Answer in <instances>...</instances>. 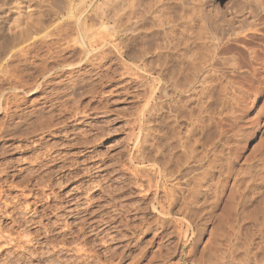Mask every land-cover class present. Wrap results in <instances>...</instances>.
Segmentation results:
<instances>
[{"label": "rangeland", "instance_id": "374dc122", "mask_svg": "<svg viewBox=\"0 0 264 264\" xmlns=\"http://www.w3.org/2000/svg\"><path fill=\"white\" fill-rule=\"evenodd\" d=\"M214 5L234 21L246 17L249 25L245 22L242 29L237 27L243 30L237 49L220 53L213 63L207 60L206 69L202 71L198 68L203 64L196 61L199 66L195 65L193 73L184 45L188 33L203 37L208 30L217 38L213 41L215 44L232 43L223 20L213 27L203 18L208 7L214 8ZM263 16L264 0H0L1 27L8 28L18 19L21 24L34 22V28L40 29L37 35L15 45L16 48L38 45L37 53L33 51L26 58L29 68L21 67L18 71L27 86L31 82L32 86L43 82L42 77H35L38 72L30 68L32 64L37 67L38 63L42 65L58 54L61 59L72 55L67 62L73 64L47 79L43 84H48L41 91L29 94L32 86L26 85L18 90L21 104L19 110H15L17 116L7 117L0 111V127L16 125L24 130L0 140V169L6 167L4 172L0 170V258L3 260L6 256L3 261L0 259V264H85L93 259L90 264L100 261L99 264H191L190 257H200L213 243L227 253L233 251V256L239 257L242 264H264ZM78 17L82 19L81 30ZM52 30L60 33L61 38L52 35ZM49 31L51 36L46 39L54 45L51 44V51L47 53L45 45L38 42ZM79 39L86 42L89 54L77 43ZM214 43L207 47L209 52ZM73 46L75 51H68ZM60 57L48 63V67L57 68L62 62ZM254 68L258 74L254 73ZM46 147H53V153H60L64 159L60 163L64 164L65 171L51 174L53 185L57 187H50L51 192L43 187H24L31 159L45 152ZM154 187L173 188L177 195L183 192L182 198L170 206L169 218L173 221L169 224L160 221L166 214L150 204L156 196ZM162 192L157 191V195L165 199ZM54 194L61 196L62 201H49L44 197ZM73 196L75 211H71ZM62 203L66 204L61 205L63 210L49 212L55 209L52 204ZM54 215L59 216L58 219ZM63 222L71 223L70 231H66L68 240L60 235L65 228ZM44 224H50L54 230L51 236L56 238L54 245L34 244V237L44 240L41 239ZM81 226L83 230H79ZM101 228L107 230L96 233ZM19 236L20 246L16 248L12 240ZM82 236H90L92 241L84 244ZM28 238L32 241L25 243L27 248H24ZM60 239H63L61 245L65 244L62 249L58 245ZM210 240H214L213 243ZM55 245L57 248L53 247ZM204 246L207 249H203ZM59 249L60 260L51 255V250ZM246 251H249L247 256ZM98 254L101 256L97 257Z\"/></svg>", "mask_w": 264, "mask_h": 264}, {"label": "bare ground", "instance_id": "6f19581e", "mask_svg": "<svg viewBox=\"0 0 264 264\" xmlns=\"http://www.w3.org/2000/svg\"><path fill=\"white\" fill-rule=\"evenodd\" d=\"M112 1V0H111ZM114 1V0H113ZM119 1V0H118ZM124 1V0H123ZM134 1V0H133ZM244 1V0H243ZM258 1V0H257ZM47 2V1H46ZM109 2V1H108ZM145 2V1H144ZM193 2V1H192ZM246 2V1H245ZM72 3V2H71ZM77 3V2H76ZM104 3V2H103ZM119 3V2H118ZM133 3V2H132ZM142 3H143V1H142ZM197 3V2H196ZM227 3H228V1H227ZM233 3V2H232ZM256 3H258V2H256ZM259 3H261V2H259ZM70 4V3H69ZM113 4V3H112ZM111 4V5H112ZM122 4V3H121ZM124 4V3H123ZM145 4V3H144ZM183 4V3H182ZM235 4V3H234ZM240 4H241V2H240ZM48 5V4H47ZM46 5V6H47ZM75 5V4H74ZM248 5V4H247ZM261 5V4H260ZM19 6V5H18ZM77 6V5H76ZM130 6V5H129ZM134 6V5H133ZM159 6V5H158ZM167 6V5H166ZM169 6V5H168ZM241 6V5H240ZM253 6V5H252ZM53 7H54V5H53ZM115 7V6H114ZM123 7V6H122ZM136 7V6H135ZM190 7V6H189ZM196 7V6H195ZM11 8V7H10ZM80 8V7H79ZM117 8V7H116ZM125 9H126V7H124ZM124 8H123V10H124ZM133 8V7H132ZM138 8V7H137ZM148 8V7H147ZM176 8V7H175ZM209 9L211 8V6L210 7H208ZM227 8H228V6H227ZM255 8V7H254ZM37 9H39V8H37ZM109 9V8H108ZM178 9V8H177ZM200 9H202V8H200ZM205 9V8H204ZM207 9V8H206ZM209 9H207L208 11H206V12H208L207 14H203V18L205 19V21L206 20H208V21H210V23H211V26H213V27H215V25H217V24H220V22H225L226 23V25L228 26L227 27V37H228V39H229V37H231L230 39H231V41H232V43H230V44H222V42H218V43H214L213 41L215 40V39H217L213 34H212V32L211 31H208V30H206V34L203 36V37H201V35L199 36V37H194V36H192V35H190L189 33H188V37H187V39L185 40V42H184V45H186V53H187V55H186V57H188V63H189V66H190V68H191V70H193L192 72L194 73V71H195V69H196V67H195V65H197V64H195V62L196 61H199V63L202 65L200 68H198V70L199 71H202L204 68L206 69V67L204 66V64H205V62L207 61V60H212V63L213 62H215L214 60L217 58L216 56H218L220 53H224L225 51L227 52H229V51H231V50H233V49H237L238 48V46H239V44H240V42H241V39L243 38H241V36H239L240 35V33H242V31L243 30H237V27L239 26L240 28L242 27V26H244L245 25V22H247L246 23V25H249V22H248V19L246 20V17L244 18V17H242V18H240V20L239 19H235V21H234V19H233V17L232 18H230L229 16L228 17H226V14L225 13H222V12H220L219 10H216L217 9V7H215V5H214V8L212 7L210 10ZM102 10V9H101ZM113 10H115V9H113ZM121 10V9H120ZM137 10V9H136ZM165 10V9H164ZM186 10V9H185ZM36 11H38V10H36ZM51 11V10H50ZM95 11V10H94ZM202 11V10H201ZM246 11V10H245ZM244 11V12H245ZM5 12V11H4ZM44 12V11H43ZM48 12V11H47ZM135 12V11H134ZM143 12H144V10H143ZM147 12V11H146ZM185 12V11H184ZM195 12H196V10H195ZM235 12V11H234ZM42 13V12H41ZM49 13V12H48ZM54 13V12H53ZM79 13V12H78ZM94 13V12H93ZM232 13V12H231ZM239 13V12H238ZM243 13V12H242ZM246 14H247V12H245ZM20 14H22V13H20ZM28 14V13H27ZM26 14V15H27ZM75 14V13H74ZM121 14V13H120ZM144 14V13H143ZM150 14V13H149ZM157 14V13H156ZM240 14V13H239ZM102 15V14H101ZM233 15V14H232ZM238 15V14H237ZM20 16V15H19ZM44 16V15H43ZM76 16V15H75ZM133 16V15H132ZM135 16V15H134ZM185 16V15H184ZM109 17V16H108ZM111 17V16H110ZM128 17V16H127ZM139 17H141V16H139ZM264 17V16H263ZM101 18V17H100ZM171 18V17H170ZM176 18V17H175ZM180 18V17H179ZM239 18V17H238ZM244 18V19H243ZM28 19V18H27ZM150 19V18H149ZM169 19V18H168ZM256 19V18H255ZM261 19H262V17H261ZM13 20V19H12ZM21 20V19H20ZM23 20V19H22ZM25 20H26V18H25ZM133 20V19H132ZM144 20V19H143ZM223 20V21H222ZM16 22H15V24L13 23V25L12 26H9L8 28L6 27V28H3V27H1V24H0V74H1V77H0V111H2L3 113H4V115L5 116H7V117H11V118H13L14 116H17V113H16V111L15 110H19V107H20V100L17 98V95H18V90H19V92L23 89V87L26 85L25 83H24V78H22V76L21 75H19L18 74V71H20L21 70V67H25V68H29L28 66L30 65H28L27 63H26V58H27V56L28 55H30L31 54V52H33L34 51V54H35V52H36V50H35V47H37V46H35V45H32L31 47H29L28 45L26 46V44H25V46H22V47H18V48H16L17 46H15L16 45V43H22L21 41H24V40H26V39H29L30 37H32V35L34 34H36L37 35V33H39V28H34V22H26L25 21V23L24 24H21V23H19V20L17 19V20H15ZM70 21V20H69ZM149 21V20H148ZM180 21V20H179ZM189 21V20H188ZM191 21V20H190ZM251 21V20H250ZM260 21V20H259ZM21 22V21H20ZM24 22V21H23ZM39 22H40V20H39ZM118 22H119V20H118ZM160 22V21H159ZM244 23V24H241V23ZM52 23V22H51ZM153 23V22H152ZM164 23V22H163ZM193 23V22H192ZM78 24H79V30H81V28H82V26H81V24H82V19L81 20H79V17H78ZM108 24V23H107ZM238 24H240V25H238ZM257 24V23H256ZM8 25H10V24H8ZM42 25H44V24H42ZM83 25V24H82ZM210 25V24H209ZM253 25V24H252ZM66 26V25H65ZM73 26V25H72ZM116 26V25H115ZM119 26V25H118ZM172 26H173V24H172ZM187 26V25H186ZM49 27V26H48ZM106 27V26H105ZM59 28V27H58ZM65 28H67V27H65ZM74 28V27H73ZM89 28V27H88ZM100 28V27H99ZM44 29V28H43ZM75 29V28H74ZM101 29V28H100ZM124 29V28H123ZM171 29V28H170ZM174 29V28H173ZM185 29V28H184ZM191 29V28H190ZM211 29V28H210ZM242 29V28H241ZM55 30H57V29H55ZM55 30H52L53 32L55 31ZM83 30V29H82ZM85 30V29H84ZM83 30V31H84ZM90 30V29H89ZM148 30V29H147ZM154 30V29H153ZM200 30V29H199ZM61 31V30H60ZM66 31V30H65ZM70 31H72V30H70ZM126 31H128V29L126 30ZM180 31V30H179ZM192 31H193V29H192ZM246 31V30H245ZM51 31H49L48 33L46 32L45 33V35H43V36H41L40 37V42H38L40 45H45V50H46V52L48 53V52H50L51 50H50V47H52L53 45H54V43L52 44V42H51V40H50V42H49V39H46V36H48L49 35V33H50ZM57 32V31H56ZM56 32H54L52 35H54ZM62 32V31H61ZM64 32V31H63ZM200 32H202V31H200ZM199 32V33H200ZM256 32V31H255ZM52 33V32H51ZM50 33V34H51ZM103 33V32H102ZM105 33V32H104ZM169 33V32H168ZM183 33V32H182ZM204 33H205V31H204ZM58 34H60V33H57V34H55V36H58V37H60L61 38V36L60 35H58ZM65 34V33H64ZM91 34V33H90ZM157 34V33H156ZM173 34V33H172ZM175 34V33H174ZM202 34V33H201ZM74 35H75V33H74ZM153 35V34H152ZM160 35V34H159ZM176 35V34H175ZM246 35V34H245ZM49 36H51V35H49ZM48 36V37H49ZM64 36V35H63ZM195 36H197V34L195 35ZM248 36V35H247ZM252 36V35H251ZM65 37H67V36H65ZM73 37V36H72ZM71 37V38H72ZM158 37V36H157ZM181 37V36H180ZM39 38V37H38ZM57 38V37H56ZM141 38V37H140ZM165 38V37H164ZM63 39V38H62ZM73 40L75 39V38H72ZM71 39V40H72ZM91 39V38H90ZM103 39V38H102ZM171 39V38H170ZM173 39V38H172ZM183 39V38H182ZM208 39V40H207ZM64 40V39H63ZM127 40V39H126ZM165 40V39H164ZM181 40V39H180ZM200 41V42H197V41ZM27 41V40H26ZM76 41V40H75ZM88 41V40H87ZM91 41H92V39H91ZM100 41V40H99ZM218 41H219V38H218ZM31 42V41H30ZM54 42H55V40H54ZM56 42H57V40H56ZM119 42V41H118ZM175 42V41H174ZM246 42V41H245ZM252 42V41H251ZM61 43V42H60ZM70 43V42H69ZM73 43V42H72ZM78 44H80L81 46H83L86 50L84 51L86 54H89L88 53V51L89 50H87V48H88V45L86 44V42H84V41H82V40H78V42H77ZM89 43V42H88ZM91 43V42H90ZM211 43L213 44H215L214 45V48H212L213 47V45H212V49H210V52H209V48H210V46H211ZM253 43V42H252ZM33 44V43H32ZM51 44H52V46H51ZM57 44V43H56ZM55 44V45H56ZM71 44V43H70ZM125 44V43H124ZM148 44V43H147ZM151 44V43H150ZM158 44V43H157ZM97 45V44H96ZM156 45V44H155ZM183 45V44H182ZM41 46V47H42ZM60 46H62V45H60ZM209 46V48L207 49V47ZM15 47V48H14ZM241 47V46H240ZM54 48V47H53ZM198 48V49H197ZM39 49H40V47H39ZM42 49V48H41ZM75 46H73V47H71L68 51H75ZM78 49V48H77ZM38 50V49H37ZM84 50V49H83ZM155 50V49H154ZM253 50V49H252ZM54 51V50H53ZM77 52V51H76ZM93 52V51H92ZM129 52V51H128ZM128 52H127V55H128ZM209 52V53H208ZM225 52V53H226ZM37 53V52H36ZM54 53V52H53ZM57 53V52H56ZM224 53V54H225ZM237 53V52H236ZM258 53V52H257ZM78 54V53H77ZM103 54V53H102ZM142 54V53H141ZM169 54V53H168ZM243 54V53H242ZM246 54V53H245ZM259 54V53H258ZM38 55H39V53H38ZM51 55H52V53H51ZM50 55V56H51ZM69 55V54H68ZM74 55V54H73ZM93 55V54H92ZM95 55V54H94ZM130 55V54H129ZM221 55V54H220ZM35 56V55H34ZM54 56V57H53ZM53 56H51L50 58V60H46L45 61V63H43L42 65L41 64H39L38 63V65L39 66H30V68H32V67H34L33 69H35V72L37 71L38 72V75L37 76H35L36 78L38 77H42L43 78V82H41L40 84H38V83H34V85L32 86V82H31V84H30V86H32V87H30L29 86V84H28V82H27V80H26V83L28 84V86L30 87V89L31 90H29L28 91V93L29 94H32V93H36V92H38V91H41L42 89H43V86L45 85V84H43V83H45V81L47 80V79H49V78H51V77H54V76H56L57 75V72L58 71H61V72H64L66 69H69L71 66H73V64L72 63H69V62H67V60L69 59V56H67V57H64L63 59H61V57L59 56V54L57 55L58 57H60V59H61V64H58L57 66V68H49L48 67V63H51V62H55L54 61V59H58L57 58V56H55V55H53ZM72 56V55H71ZM70 56V57H71ZM131 56V55H130ZM232 56V55H231ZM243 56V55H242ZM264 56V55H263ZM94 57V56H93ZM160 57V56H159ZM222 57V56H221ZM39 58H41V57H39ZM239 58V57H238ZM247 58V57H246ZM255 58V57H254ZM261 58V57H260ZM74 59V58H73ZM100 59H103V58H100ZM250 59V58H249ZM263 59V58H262ZM85 60V59H84ZM88 60V59H87ZM217 60V59H216ZM231 60V59H230ZM48 61V62H47ZM57 61V60H56ZM30 62V61H29ZM41 62V61H40ZM44 62V61H43ZM147 62V61H146ZM158 62V61H157ZM186 62V61H185ZM42 63V62H41ZM164 63H165V61H164ZM198 63V64H199ZM219 63V62H218ZM216 64V63H215ZM214 64V65H215ZM124 65V64H123ZM262 65V64H261ZM126 66V65H125ZM197 66H199V65H197ZM130 67V66H129ZM212 67V66H211ZM234 68V67H233ZM253 68V67H252ZM127 69V68H126ZM251 69V68H250ZM249 69V70H250ZM208 70V69H207ZM210 70V69H209ZM258 70H259V68H258ZM253 71H256V72H254V73H257L258 71H257V69L256 68H254L253 69ZM253 71H252V73H253ZM29 72V71H28ZM210 74V73H209ZM243 74H244V72H243ZM258 74V73H257ZM202 75V74H201ZM219 75V74H218ZM232 75V74H231ZM245 75V74H244ZM255 75V74H254ZM262 75V74H261ZM95 76V75H94ZM141 76V75H140ZM167 76V75H166ZM234 77V76H233ZM249 77V76H248ZM35 78V79H36ZM183 78V77H182ZM29 79V78H28ZM203 79V78H202ZM167 80V79H166ZM215 80V79H214ZM218 80V79H217ZM50 81V80H49ZM168 81V80H167ZM239 81V80H238ZM248 81H250V77H249V80ZM190 82H192V81H190ZM218 82V81H217ZM222 82V81H221ZM220 82V83H221ZM253 82V81H252ZM194 83V82H193ZM48 83H46V85H47ZM185 84H187V83H185ZM242 84V83H241ZM45 85V86H46ZM189 85V84H188ZM27 86V85H26ZM27 86V87H28ZM162 86V85H161ZM168 86V85H167ZM221 86V85H220ZM219 85H218V87H220ZM230 86V85H229ZM228 86V87H229ZM193 87V86H192ZM222 87V86H221ZM220 87V88H221ZM224 88H225V86H223ZM51 88V87H50ZM73 88V87H72ZM156 88V87H155ZM223 88V89H224ZM250 88V87H249ZM192 89V88H191ZM219 89V88H218ZM233 89V88H232ZM254 89H256V88H254ZM258 89V88H257ZM74 91H75V89H73ZM251 90V89H250ZM65 91V90H64ZM219 91V90H218ZM242 91V90H241ZM259 91V90H258ZM56 92V91H55ZM257 92V91H256ZM164 93V92H163ZM60 94V93H59ZM213 95V94H212ZM228 95V94H227ZM42 96V95H41ZM45 98H47V95H45L44 96ZM56 97V96H55ZM242 97V96H241ZM246 97V96H245ZM41 98V97H40ZM44 98V99H45ZM200 98V97H199ZM233 98V97H232ZM43 99V100H44ZM58 99V98H57ZM210 99V98H209ZM46 100V99H45ZM59 100V99H58ZM211 100V99H210ZM219 100V99H218ZM229 100V99H228ZM235 100V99H234ZM217 101V100H216ZM45 102V101H44ZM48 102V101H47ZM231 102V101H230ZM30 103V102H29ZM32 103V102H31ZM64 104V103H63ZM219 104V103H218ZM223 105V104H222ZM235 105V104H234ZM241 105V104H240ZM225 106V105H224ZM240 107V106H239ZM12 108H14V109H12ZM64 108V107H63ZM236 108V107H235ZM105 109V108H104ZM189 109V108H188ZM202 109V108H201ZM193 110V109H192ZM186 112H188V111H186ZM193 112V111H192ZM226 112V111H225ZM232 112V111H231ZM177 113V112H176ZM22 114V113H21ZM82 114V113H81ZM203 114V113H202ZM75 115V114H74ZM195 115V114H194ZM18 116H20V114L18 115ZM23 116H25V115H23ZM27 117V116H26ZM25 117V118H26ZM50 118H52L51 116H49ZM48 117V118H49ZM22 118V117H21ZM188 118V117H187ZM227 118V117H226ZM238 118V117H237ZM255 118V117H254ZM24 119V118H23ZM14 120V119H13ZM22 120V119H21ZM48 120H50V119H48ZM227 120V119H226ZM23 122H24V120H22ZM191 122V121H190ZM206 122H207V120H206ZM63 123V122H62ZM204 123V122H203ZM208 123V122H207ZM220 123H222V122H220ZM228 123V122H227ZM16 124H18V123H16ZM219 124V123H218ZM41 125V124H40ZM215 125V124H214ZM241 125V124H240ZM16 126V125H15ZM12 126V127H10V126H7V125H3V126H1L0 127V140L4 137V136H6V135H15V133H18V132H21V133H23L24 132V130H21L20 129V126L18 127V126ZM212 126V125H211ZM216 126V125H215ZM218 126V125H217ZM201 127V126H200ZM228 127V126H227ZM27 128V127H26ZM46 128H47V126H46ZM153 128V127H152ZM230 128H231V126H230ZM37 129V128H36ZM195 129V128H194ZM220 129V128H219ZM233 129V128H232ZM235 129V128H234ZM233 129V130H234ZM173 130V129H172ZM211 130H213V129H211ZM232 130V131H233ZM152 131V130H151ZM210 131V130H209ZM218 131V130H217ZM221 131V130H220ZM239 131V130H238ZM166 132V131H165ZM173 133V132H172ZM89 134V133H88ZM171 134V133H170ZM87 135V134H86ZM172 135V134H171ZM81 136V135H80ZM85 136V135H84ZM198 136V135H197ZM196 136V137H197ZM203 136V135H202ZM201 136V137H202ZM210 136V135H209ZM221 136V135H220ZM41 137V136H40ZM177 137V136H176ZM174 138V137H173ZM65 139V138H64ZM67 139V138H66ZM197 139V138H196ZM227 139V138H226ZM208 140V139H207ZM261 140V139H260ZM74 141V140H73ZM210 141V140H209ZM226 141V140H225ZM175 143V142H174ZM226 143V142H225ZM36 144H38V142L36 143ZM217 144V143H216ZM35 145V144H34ZM39 145V144H38ZM37 145V146H38ZM179 145V144H178ZM178 145H176L177 147H178ZM182 145V144H181ZM231 145V144H230ZM220 146V145H219ZM237 146V145H236ZM214 147V146H213ZM223 147V146H222ZM0 148H1V146H0ZM48 147H46V150H45V152H42V154L41 155H34V158H32L31 159V161H30V165H32L27 171H28V174H26L27 176L26 177H24L25 178V180L24 181H27L26 183H24V184H26V185H24V187H30L31 185L32 186H35V187H43V188H45V189H49V191L51 192V190L50 189H53V188H50V187H53L54 185H53V180H52V176H51V174L52 173H55L54 171H65L64 170V164H62L61 165V163L60 162H62V161H64V159H62V155H60V153H57V154H55V153H53L55 150H53V147H49L48 149H47ZM237 148V147H236ZM3 149H4V146H3ZM42 149V148H41ZM180 149V148H179ZM192 149V148H191ZM221 149V148H220ZM234 150V149H233ZM160 151V150H159ZM185 151V150H184ZM199 151V150H198ZM12 152V151H11ZM238 152V151H237ZM54 155H53V154ZM200 154V153H199ZM222 155V154H221ZM2 156V155H1ZM259 156V155H258ZM162 157V156H161ZM139 159V158H138ZM145 159V158H144ZM194 160V159H193ZM27 161H28V159H27ZM156 161V160H155ZM172 161V160H171ZM175 162V161H174ZM164 163V162H163ZM18 164V163H17ZM166 164V163H165ZM163 165V164H162ZM222 165V164H221ZM174 166V165H173ZM5 166H4V168H2V169H0L2 172H4L5 171ZM171 168V167H170ZM178 168V167H177ZM207 168V167H206ZM227 168V167H226ZM245 168V167H244ZM55 169V170H54ZM71 169V168H70ZM72 169H73V167H72ZM71 169V170H72ZM76 169V168H75ZM11 170H13L12 169V167H11ZM20 170V169H19ZM165 170V169H164ZM248 170V169H247ZM9 171V170H8ZM42 171H45L44 172V174H41L42 173ZM131 171V170H130ZM237 171V170H236ZM261 171V170H260ZM2 172H1V174H2ZM18 172V171H17ZM24 172V171H23ZM26 172V171H25ZM59 172L57 173V174H59ZM262 172V171H261ZM6 173V172H5ZM84 173V172H83ZM169 173V172H168ZM173 173V172H172ZM185 173H187V172H185ZM202 173V172H201ZM14 174V173H13ZM12 174V175H13ZM144 174V173H143ZM183 174V173H182ZM241 174V173H240ZM244 174V173H243ZM248 174V173H247ZM257 174V173H256ZM8 175V174H7ZM145 175V174H144ZM159 176V175H158ZM184 176V175H183ZM186 176V175H185ZM139 177V176H138ZM264 177V176H263ZM23 178V179H24ZM61 178V177H60ZM141 178V177H140ZM10 179V178H9ZM71 179V178H70ZM135 179V178H134ZM21 180V179H20ZM62 180V179H61ZM65 180V179H64ZM10 181V180H9ZM24 181H22V182H24ZM151 181V180H150ZM149 181V182H150ZM3 182H5V184L7 183L5 180L3 181ZM13 182V181H12ZM64 182H66V181H64ZM10 183V182H9ZM141 183V182H140ZM0 184H2L1 182H0ZM4 184V183H3ZM4 184V185H5ZM11 184V183H10ZM9 184V185H10ZM18 184H19V181H18ZM149 184V183H148ZM196 184V183H195ZM8 185V186H9ZM30 185V186H29ZM200 185V184H199ZM238 185V184H237ZM11 186H13V185H11ZM18 186V185H17ZM23 186V185H22ZM56 186V185H55ZM54 186V187H55ZM162 186V185H161ZM10 187V186H9ZM14 187V186H13ZM57 187V186H56ZM43 188H41L42 190H44ZM87 188V187H86ZM145 188V187H144ZM151 189H152V187H150ZM155 188V192H154V194H156V196H154L153 197V199L151 200V202H150V204L152 205V207H154V209H156V210H158L160 213H162V214H166V216H163L162 214V218L160 219V221H163V222H167L168 224H169V222H170V218H169V213H171L169 210H170V206L171 205H174L175 203H177V201H179V199L180 198H182V193L181 192H179V194L177 195V193L176 192H174V189L173 188H169V187H154ZM168 188H169V190H168ZM26 189V188H25ZM146 189H148V190H151V189H149V188H146ZM145 189V190H146ZM1 190V189H0ZM30 191H32L31 189H29ZM28 190V191H29ZM142 190V189H141ZM154 190V189H153ZM159 190H160V192L163 190V192H164V197H165V199H160L159 198V195H157L158 193H157V191L159 192ZM177 190V189H176ZM181 190V189H180ZM241 190V189H240ZM30 191H29V193H30ZM22 192V191H21ZM42 192V191H41ZM73 192V191H72ZM153 192V191H152ZM163 192H162V194H163ZM229 192V191H228ZM227 192V193H228ZM231 192V191H230ZM240 192V191H239ZM26 193V192H25ZM38 193V192H37ZM43 193V192H42ZM53 193V192H52ZM145 193H146V191H145ZM148 193V192H147ZM185 193V192H184ZM19 194V193H18ZM23 194V193H22ZM22 194H21V196H22ZM32 194V193H31ZM34 194V193H33ZM51 194V193H50ZM68 194H70V192L68 193ZM89 194V193H88ZM260 194V193H259ZM10 195V194H9ZM24 195V194H23ZM25 195H27V194H25ZM24 195V196H25ZM29 195V194H28ZM46 195V194H45ZM190 195V194H189ZM195 195V194H194ZM193 195V196H194ZM44 196V195H43ZM50 196H52V195H50ZM49 195L48 196H44V197H46V199H48L49 201H52V200H56L57 202H58V200L59 201H62V199H60L59 197H61V196H57V195H53L54 196V199H53V196L52 197H50ZM192 196V195H191ZM27 196H25V198H26ZM34 197V196H33ZM38 197V196H37ZM55 197H57V198H55ZM69 197V196H68ZM88 197H90V196H88ZM87 197V198H88ZM144 197V196H143ZM264 197V196H263ZM7 198V197H6ZM5 198V199H6ZM188 198V197H187ZM211 198V197H210ZM230 198V197H229ZM13 199H15V198H13ZM38 199H39V197H38ZM42 199V198H41ZM45 199V200H46ZM64 199V198H63ZM70 199V198H69ZM69 199H65V200H69ZM78 199V198H77ZM92 199V198H91ZM237 199V198H236ZM9 200V199H8ZM74 201V208L71 210V211H75V209H77V208H75V196H73V197H71V202H72V205H73V201ZM192 200H194V199H192ZM191 200V201H192ZM261 200V199H260ZM264 200V199H263ZM10 201V200H9ZM8 201V202H9ZM43 201V200H42ZM55 201V202H56ZM147 201V200H146ZM225 201V200H224ZM4 202V201H3ZM15 202V201H14ZM17 202V201H16ZM70 202V201H69ZM4 203H6V202H4ZM47 203V202H46ZM65 203V202H64ZM67 203V202H66ZM258 203V202H257ZM7 204H10V203H7ZM36 204V203H35ZM50 204H51V202H50ZM53 204H54V202H53ZM52 204V206L55 208V209H53L52 208V210L50 209L49 210V212H51V213H53V210H56V211H59V210H63V207L61 206V205H63V203L62 204H60V205H53ZM58 204V203H57ZM85 204V203H84ZM189 204V203H188ZM202 204V203H201ZM260 204V203H259ZM5 204H3V206H4ZM64 205H66V204H64ZM63 205V206H64ZM2 206V207H3ZM27 206V205H26ZM44 206V205H43ZM48 206V205H47ZM50 206V205H49ZM52 206H50V207H52ZM67 206H69V203H68V205ZM86 206V205H85ZM85 206H84V208H85ZM8 206H6V208H7ZM44 207H46V206H44ZM5 208V207H4ZM3 208V209H4ZM5 208V209H6ZM21 208V207H20ZM49 207H47L46 209H48ZM69 208H70V206H69ZM81 208V207H80ZM86 208H88V207H86ZM243 208V207H242ZM4 209V210H5ZM37 208H34V211H36V213H38L37 211H39V210H36ZM185 209V208H184ZM45 210V209H44ZM43 210V211H44ZM65 210V209H64ZM70 210V209H69ZM89 210V209H88ZM143 210V209H142ZM250 210V209H249ZM26 211V210H25ZM40 211H41V209H40ZM42 211V212H43ZM84 211H85V209H84ZM87 211V210H86ZM229 211V210H228ZM246 211V210H245ZM259 211V210H258ZM12 212V211H11ZM11 212H9V213H11ZM55 212V211H54ZM121 212V211H120ZM158 212V213H159ZM248 212V211H247ZM260 212V211H259ZM8 213V214H9ZM56 213H58V212H56ZM219 213V212H218ZM252 213H254V212H252ZM16 214V213H15ZM39 214V213H38ZM43 214H44V212H43ZM60 214V213H59ZM58 214V215H59ZM70 214H71V212H70ZM242 214V213H241ZM40 215H42L41 213H40ZM47 215V214H46ZM51 215V214H50ZM56 215V214H55ZM54 215V216H55ZM66 215V214H65ZM69 215V214H68ZM71 215H73V214H71ZM253 215V214H252ZM38 216V215H37ZM53 216V215H52ZM128 216V215H127ZM226 216V215H225ZM224 216V217H225ZM12 217V216H11ZM51 217V216H50ZM55 217H57V216H55ZM59 217V216H58ZM58 217H57V219H58ZM66 217V216H65ZM110 217V216H109ZM108 217V218H109ZM247 217V216H246ZM28 218V217H27ZM34 218V217H33ZM49 218V217H48ZM252 218V217H251ZM255 218V217H254ZM12 219V218H11ZM15 219V218H14ZM13 219V222H15L16 223V221L17 220H14ZM32 219V218H31ZM110 219V218H109ZM109 219H107V220H105V221H107L108 222V220ZM113 219V218H112ZM245 219V218H244ZM23 220H24V218H23ZM22 220V221H23ZM25 220H26V218H25ZM24 220V221H25ZM48 220V219H47ZM60 220V219H59ZM241 220V219H240ZM243 220V219H242ZM51 221V223H53V224H55L52 220H50ZM101 221H104V220H101ZM104 221V222H105ZM173 221V220H172ZM171 221V222H172ZM42 222V221H41ZM41 222L39 223V224H41ZM49 222V221H48ZM58 222V221H57ZM64 222H65V220H64ZM64 222H63V224H64ZM81 222V221H80ZM79 222V223H80ZM103 222V223H104ZM107 222H105V223H107ZM170 222V223H171ZM21 222H18V224H20ZM66 223V222H65ZM179 223V222H178ZM32 224V223H31ZM36 224H37V222H36ZM82 224V223H81ZM175 224V223H174ZM173 224V225H174ZM45 225V224H44ZM47 225V224H46ZM45 225V232H44V235L43 236H41V239H44L43 241H41L40 240V238H36V237H34V244H37V245H43L42 243H48V244H53L55 241H56V238H54V239H52L51 238V236H53L54 235V233H52V227H51V225L49 224V225H47L46 226ZM80 225V224H79ZM130 225V224H129ZM220 225H221V223H220ZM253 225V224H252ZM260 225V224H259ZM41 226V225H40ZM52 226H54V225H52ZM62 226H65V228L60 232V235H64V237L67 239L68 237H66V235H68L67 234V232L66 231H70V229H71V223H70V225L67 223V224H64V225H62ZM73 226V225H72ZM83 226V225H82ZM79 227V230H83L84 228L83 227ZM176 226V225H175ZM249 226V225H248ZM75 227V226H74ZM177 228V227H176ZM38 229V228H37ZM54 229H55V227H54ZM74 229V228H73ZM92 229V228H91ZM178 229V228H177ZM230 229V228H229ZM2 230V229H1ZM57 230V229H56ZM60 230V229H59ZM96 229H94V231L93 230H91V231H93L94 233L96 232L95 231ZM105 230H107L106 228L105 229H103V228H101L99 231H97L96 233H101L102 231H105ZM27 231V230H26ZM54 231V230H53ZM85 231V230H84ZM84 231H81V233L82 232H84ZM235 231V230H234ZM240 231V230H239ZM40 232V231H39ZM176 232V231H175ZM178 232H180L179 231V229H178V231H177V234H179ZM249 232V231H248ZM253 232V231H252ZM1 233V232H0ZM75 233V232H74ZM162 233V232H161ZM169 233V232H168ZM257 233V232H256ZM25 235H26V233H24ZM36 234L38 235V233L36 232ZM83 234H85V233H83ZM82 234V235H83ZM104 234H106V233H104ZM108 234V233H107ZM164 234H167V233H165L164 232ZM163 234V235H164ZM227 234H229V233H227ZM1 235V234H0ZM21 235V234H20ZM72 235H74L73 233H72ZM71 235V236H72ZM85 235H87V233L85 234ZM162 235V236H163ZM168 235V234H167ZM183 235H185V234H183ZM220 235V234H219ZM226 235V234H225ZM245 235V234H244ZM243 235V236H244ZM248 235V234H247ZM4 236V235H3ZM62 236H61V238H62ZM92 236V235H91ZM1 237V236H0ZM230 237V236H229ZM26 238V237H25ZM31 238V237H30ZM82 238H83V236H82ZM103 238V237H102ZM113 238V237H112ZM235 238V237H234ZM29 239V238H28ZM32 239H33V235H32ZM32 239H29V240H26V241H24V244H23V242H22V244L24 245V248H27V246H25V243H27V245H28V242H30V241H32ZM81 239V238H80ZM232 239V238H231ZM0 240H2V239H0ZM61 240V239H60ZM59 240V241H60ZM63 240V239H62ZM62 240H61V243L59 244L58 243V245H61L63 242H62ZM68 240V239H67ZM261 240V239H260ZM21 241V239H20V236L19 237H16V239L14 240V242H13V240H12V243L13 244H15L16 245V248H17V246H20V244H19V242ZM71 241V240H70ZM83 242H84V244H86L87 242H91L92 241V239L90 238V236L88 237H84L83 238V240H82ZM94 241V240H93ZM214 241V240H213ZM213 241H211L210 240V242H212L213 243ZM225 241V240H224ZM240 241V240H239ZM228 242V241H227ZM65 243V242H64ZM67 243V242H66ZM88 243V244H89ZM105 243H107L106 241H105ZM211 243V244H212ZM30 244V243H29ZM55 244V243H54ZM53 244V245H54ZM57 244V243H56ZM83 244V245H84ZM214 244V243H213ZM212 244V245H213ZM12 245V244H11ZM15 245H14V247H15ZM32 247H33V245H32V242H31V244H30ZM45 245V244H44ZM43 245V246H44ZM50 245H48V246H50ZM65 244H63V245H61L60 246V248L61 247H63ZM69 245V244H68ZM71 245V244H70ZM80 245V244H79ZM207 245V244H206ZM212 245H210V246H208V249H207V246H204V248L203 249H207V252H201L202 254L200 255V257H198V258H191L190 257V262H191V264H242L241 263V259H238L236 256H233V255H235V253L233 252V251H229L228 253H230L229 254V256L227 255L228 253H227V250L225 249H221L220 247H219V245H217V244H214V246H212ZM225 245V244H224ZM258 245V244H257ZM22 246V245H21ZM78 246V245H77ZM89 246V245H88ZM233 246V245H232ZM242 246V245H241ZM1 247V246H0ZM46 247H47V245H46ZM45 247V248H46ZM53 247H56V245L55 246H53ZM65 247V246H64ZM68 247H70V246H68ZM83 247H85V246H83ZM83 247H81V248H79L78 250H79V252L80 251H82L81 249L83 248ZM90 247V246H89ZM106 247V246H105ZM210 247V248H209ZM244 247V246H243ZM31 248V247H30ZM34 249H36L35 247H33ZM41 248V247H40ZM51 248V247H50ZM57 248V247H56ZM59 248V247H58ZM93 248V247H92ZM235 248V247H234ZM245 248V247H244ZM52 249V248H51ZM62 249V248H61ZM61 249H59V250H51L52 251V253H51V255H54L57 259H58V257L59 256H61L60 255V253H61ZM63 249H65V248H63ZM74 249V248H73ZM14 250V249H13ZM28 250V249H27ZM29 250H32V249H29ZM28 250V251H29ZM39 250V249H38ZM65 250H67V249H65ZM68 250H70V249H68ZM67 250V251H68ZM84 250V249H83ZM239 250V249H238ZM22 251V250H21ZM28 251H26V252H28ZM54 251V252H53ZM64 251V250H63ZM71 251V250H70ZM243 251V250H242ZM15 252V251H14ZM33 252V251H32ZM36 252H37V250H36ZM46 252V251H45ZM45 252H44V254H45ZM66 252V251H65ZM64 252V254H66ZM74 252H75V250H74ZM78 252V253H79ZM189 252V251H188ZM1 253V252H0ZM5 253V252H4ZM21 253V252H20ZM29 253V252H28ZM40 253V252H39ZM42 253V252H41ZM48 253V252H47ZM71 253H72V251H71ZM84 253H86V252H84ZM101 253V252H100ZM194 253V252H193ZM232 253H234V254H232ZM2 254V253H1ZM12 254V253H11ZM23 254V253H22ZM25 254V253H24ZM23 254V255H24ZM35 254H38V253H35ZM43 254V255H44ZM121 254V253H120ZM190 254V253H189ZM19 255V254H18ZM18 255H17V257H18ZM21 255V254H20ZM42 255V254H41ZM73 255H75V254H73ZM80 255V254H79ZM86 255V254H85ZM199 255V254H198ZM241 255V254H240ZM246 256L247 255H249V251H248V253H247V251H246V254H245ZM254 255V254H253ZM252 255V256H253ZM9 256V255H8ZM16 256V255H15ZM30 256V255H29ZM34 256V255H33ZM48 256H49V254H48ZM47 256V257H48ZM54 256H52V257H54ZM76 256V255H75ZM84 256V255H83ZM99 256H101V254L99 255H97V257H99ZM189 256H191V255H189ZM4 257V256H3ZM6 257V256H5ZM4 257V259H6ZM14 257V256H13ZM50 257V256H49ZM68 257H70V256H68ZM72 257V256H71ZM76 257H78V256H76ZM91 257V256H90ZM120 257H121V255H120ZM158 257V256H157ZM156 257V258H157ZM197 257V256H196ZM228 257V258H227ZM242 257V256H241ZM262 257V256H261ZM8 258V257H7ZM22 258H23V256H22ZM22 258H20V259H22ZM31 258V257H30ZM29 258V259H30ZM35 258V257H34ZM41 258V256L40 255H38V260ZM43 258V257H42ZM73 258V257H72ZM79 258V257H78ZM83 258V257H82ZM81 258V259H82ZM85 258V257H84ZM249 257H247V259H246V261H249V259H248ZM252 257H250V259H251ZM260 258V257H259ZM1 259V258H0ZM3 259V260H4ZM11 259H13V258H11ZM18 259V258H17ZM16 259V260H17ZM24 259V258H23ZM53 259V258H52ZM63 259V258H62ZM76 259V258H75ZM80 259V260H81ZM121 259H122V257H121ZM2 260V259H1ZM2 260V261H3ZM7 260H10L9 258L7 259ZM6 260V261H7ZM19 260V259H18ZM42 260V259H41ZM46 260V259H45ZM58 260H60V259H58ZM70 260V259H69ZM77 260V259H76ZM75 260V261H76ZM86 260V259H85ZM92 260V259H91ZM94 260V259H93ZM92 260V261H93ZM238 260V261H237ZM241 260V261H240ZM14 261V260H13ZM13 261H11V262H13ZM29 261V260H28ZM48 261V260H47ZM49 261H51L50 259H49ZM56 261V260H55ZM67 261V260H66ZM79 261V260H78ZM92 261L91 262H87L88 264H90V263H92ZM245 261V262H246ZM253 261V260H252ZM256 261V260H255ZM254 261V262H255ZM36 262H38L37 260H36ZM46 262V261H45ZM60 262V261H59ZM65 262V261H64ZM69 262H71V261H69ZM83 262H84V260H83ZM101 262V261H100ZM100 262H98V264L100 263ZM257 262V261H256ZM4 263H5V261H4ZM44 263V262H43ZM49 263V262H48ZM68 263V262H67ZM74 263V262H73ZM79 263V262H78ZM86 262H85V264H87ZM97 263V262H96ZM62 264V263H61ZM93 264H94V262H93Z\"/></svg>", "mask_w": 264, "mask_h": 264}]
</instances>
